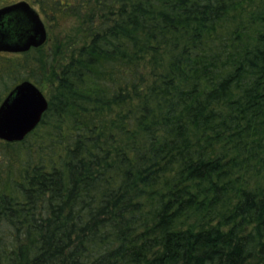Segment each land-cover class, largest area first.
<instances>
[{"label":"trees","instance_id":"trees-1","mask_svg":"<svg viewBox=\"0 0 264 264\" xmlns=\"http://www.w3.org/2000/svg\"><path fill=\"white\" fill-rule=\"evenodd\" d=\"M27 1L57 72L2 140L0 264H264V0Z\"/></svg>","mask_w":264,"mask_h":264},{"label":"water","instance_id":"water-1","mask_svg":"<svg viewBox=\"0 0 264 264\" xmlns=\"http://www.w3.org/2000/svg\"><path fill=\"white\" fill-rule=\"evenodd\" d=\"M47 40L46 23L30 2L0 7V52H26ZM48 107L47 96L35 82H19L0 103V139L22 141L40 124Z\"/></svg>","mask_w":264,"mask_h":264},{"label":"rangeland","instance_id":"rangeland-1","mask_svg":"<svg viewBox=\"0 0 264 264\" xmlns=\"http://www.w3.org/2000/svg\"><path fill=\"white\" fill-rule=\"evenodd\" d=\"M36 8V7H35ZM64 28H63V32H65L66 30H70L72 27H76L78 26L77 20H73L71 21V19L66 20L63 24ZM63 32L60 35V37L63 36ZM53 33V34H52ZM59 33V31L56 29L54 32H49L48 33V40L46 41L45 44L42 45V53H40V55L42 56V65L35 69L34 74H36L37 79L39 81H41L38 86L40 87V89L45 93V95L47 96L48 100L50 98V89H51V81L53 79V73L57 72L55 69V64L56 61L54 62V55H53V49L55 47V45L57 44L56 40H55V35H57ZM61 39V38H59ZM53 59V62H52ZM46 62V63H45ZM27 80V79H26ZM7 83L8 85H10L13 80L12 79H8ZM6 85V86H8ZM0 86L2 88H0V101L2 99H4L3 97H5L6 91H4L6 89V86L1 82ZM12 87V86H11ZM10 89V88H9ZM6 94V95H5ZM4 141V140H3ZM6 151V147H4V144L2 143V140L0 139V165H3L4 163V153Z\"/></svg>","mask_w":264,"mask_h":264}]
</instances>
